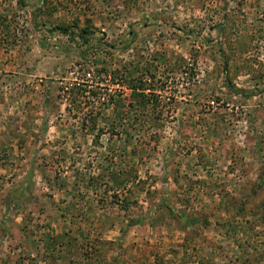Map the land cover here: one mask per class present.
<instances>
[{"label": "rangeland", "instance_id": "obj_1", "mask_svg": "<svg viewBox=\"0 0 264 264\" xmlns=\"http://www.w3.org/2000/svg\"><path fill=\"white\" fill-rule=\"evenodd\" d=\"M0 264H264V0H0Z\"/></svg>", "mask_w": 264, "mask_h": 264}, {"label": "trees", "instance_id": "obj_2", "mask_svg": "<svg viewBox=\"0 0 264 264\" xmlns=\"http://www.w3.org/2000/svg\"><path fill=\"white\" fill-rule=\"evenodd\" d=\"M236 90H238V89H236Z\"/></svg>", "mask_w": 264, "mask_h": 264}]
</instances>
